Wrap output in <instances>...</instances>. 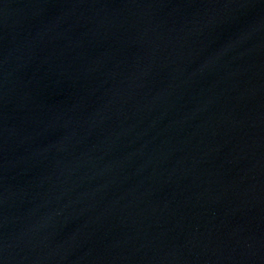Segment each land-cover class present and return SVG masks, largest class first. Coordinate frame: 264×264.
<instances>
[{
	"label": "water",
	"instance_id": "water-1",
	"mask_svg": "<svg viewBox=\"0 0 264 264\" xmlns=\"http://www.w3.org/2000/svg\"><path fill=\"white\" fill-rule=\"evenodd\" d=\"M0 264H264V0H0Z\"/></svg>",
	"mask_w": 264,
	"mask_h": 264
}]
</instances>
